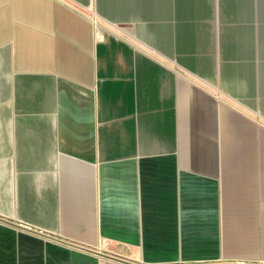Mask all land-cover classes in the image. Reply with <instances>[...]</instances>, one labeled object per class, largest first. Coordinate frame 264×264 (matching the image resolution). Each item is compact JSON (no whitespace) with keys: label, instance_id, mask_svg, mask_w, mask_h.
<instances>
[{"label":"crops","instance_id":"obj_1","mask_svg":"<svg viewBox=\"0 0 264 264\" xmlns=\"http://www.w3.org/2000/svg\"><path fill=\"white\" fill-rule=\"evenodd\" d=\"M82 249L264 264V0H0V264Z\"/></svg>","mask_w":264,"mask_h":264},{"label":"water","instance_id":"obj_2","mask_svg":"<svg viewBox=\"0 0 264 264\" xmlns=\"http://www.w3.org/2000/svg\"><path fill=\"white\" fill-rule=\"evenodd\" d=\"M5 223H7V222H5ZM74 247H75V246H74ZM80 249H81V248H80ZM82 250H83V251L90 252V253H93V254H96V255H98V256H100V257H103V258H106V259H109V260H113V261H116V262L123 263V264H132V263L126 262V261L121 260V259H118V258H114V257L106 256V255L101 254V253H99V252L95 253V252H93L92 250H84V249H82ZM228 264H234V263H228Z\"/></svg>","mask_w":264,"mask_h":264}]
</instances>
